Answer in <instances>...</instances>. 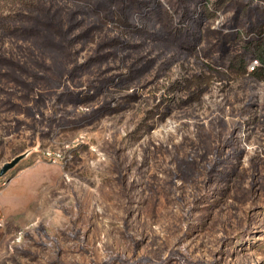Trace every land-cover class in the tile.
<instances>
[{"label":"rangeland","instance_id":"rangeland-1","mask_svg":"<svg viewBox=\"0 0 264 264\" xmlns=\"http://www.w3.org/2000/svg\"><path fill=\"white\" fill-rule=\"evenodd\" d=\"M199 1L168 69L86 0H1L0 168L30 153L0 176V264H264V0Z\"/></svg>","mask_w":264,"mask_h":264},{"label":"trees","instance_id":"trees-1","mask_svg":"<svg viewBox=\"0 0 264 264\" xmlns=\"http://www.w3.org/2000/svg\"><path fill=\"white\" fill-rule=\"evenodd\" d=\"M86 1L91 3L94 8L106 14H118L123 24L132 27L134 32L141 36V40L152 43V45L170 52V58L167 59L168 69L178 62L181 57L189 58L194 55L198 46L196 36L197 32L201 30V22L212 16V14L202 16L206 6H202L200 8L202 13L195 16L198 9L196 6L198 0H175L174 4L177 5V8L174 12L166 8L161 0ZM199 2H202V0ZM175 13L180 14V16L185 15V19L183 21H172L170 23L171 16ZM113 41H117L118 44L122 43L120 45H122L123 48L127 46L132 48L139 46V44L121 41L118 37L117 39H113ZM255 56V58L260 59L264 63L263 52ZM152 62L153 60H149L143 67L136 68V71L141 70V74H144L147 70L152 68ZM260 71L263 72V69H257L253 72H248L247 70V72L251 74H256ZM185 82L186 85L192 84L195 85L196 88L200 86V89L197 91L199 96L207 90L210 79L208 76L196 73L192 75V77L186 78ZM194 92L195 90L193 93Z\"/></svg>","mask_w":264,"mask_h":264},{"label":"water","instance_id":"water-1","mask_svg":"<svg viewBox=\"0 0 264 264\" xmlns=\"http://www.w3.org/2000/svg\"><path fill=\"white\" fill-rule=\"evenodd\" d=\"M30 153V150H26L16 156L11 160L4 162L0 168V176H4L9 170L14 168L23 158H25Z\"/></svg>","mask_w":264,"mask_h":264},{"label":"built area","instance_id":"built-area-1","mask_svg":"<svg viewBox=\"0 0 264 264\" xmlns=\"http://www.w3.org/2000/svg\"><path fill=\"white\" fill-rule=\"evenodd\" d=\"M257 69H263L264 72V63L257 58L251 59L247 65L248 72H253ZM59 158H61V155L59 153L52 155V161L56 162Z\"/></svg>","mask_w":264,"mask_h":264}]
</instances>
